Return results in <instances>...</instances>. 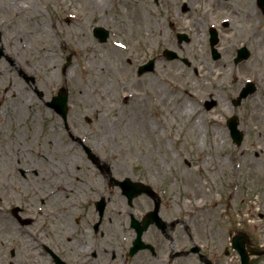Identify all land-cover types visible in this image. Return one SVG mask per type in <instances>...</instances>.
Wrapping results in <instances>:
<instances>
[{
  "label": "rangeland",
  "instance_id": "obj_1",
  "mask_svg": "<svg viewBox=\"0 0 264 264\" xmlns=\"http://www.w3.org/2000/svg\"><path fill=\"white\" fill-rule=\"evenodd\" d=\"M190 1L0 0L2 37L20 52L23 59L19 63L23 64L26 75L37 70L41 76L37 80L40 96L30 91L29 84L22 80L18 84L13 72L7 74L3 69L10 67V71L16 72L19 64L13 67L8 61H0V103H3L0 128L5 132L4 140L15 143L16 150L19 145L24 153V167L36 169L39 175H42L40 170L48 175L51 172L46 161H43L45 167L41 165V154L58 163L72 162L74 178L48 181L50 185L44 189L56 184L61 188L59 193L67 190L68 199L63 204L58 199V207L79 204L80 199H87L88 174L92 176L97 170L90 166L83 144L72 139L62 118L47 106L66 88L70 93V129L81 137L87 135L84 144L92 147L103 162L112 165L114 175L133 180L145 175L151 180L149 184L165 187L175 203L170 207L174 214L171 219L184 218L190 226L189 231L182 224L177 229L179 235L184 234L187 248L195 243L216 264H240L238 253L231 246L238 232L247 233L256 246L264 245V14L257 0H195V5ZM142 11L143 16H138L137 12ZM196 20L203 24L198 30ZM226 20L233 24L224 26ZM212 25L219 30L220 61H214L211 56L209 27ZM97 27L111 32L106 43L95 37ZM186 28L191 42L179 44L178 34L185 33ZM118 45L123 48L118 49ZM242 46L250 49L251 58L236 65L234 58ZM166 49L176 51L180 58L157 60L155 73L138 75L143 63L162 58ZM69 59L71 65L66 68ZM246 79H253L259 90L235 108L233 99L245 86ZM75 85L84 94H78ZM180 86L189 87L192 97L181 91ZM127 95L130 100L125 102ZM22 96L34 100L33 110L40 119L38 128L27 117L10 111L9 105L22 100ZM207 100L217 103L211 111L205 108ZM181 103H188L196 111L186 115L179 109ZM233 116L239 118L240 128L245 132L241 146L233 143L227 127V120ZM199 118L203 121L196 135L192 127L199 124ZM144 121L154 124L155 134L147 136L141 129ZM47 132L53 133L54 146L44 143ZM215 135L223 136L224 145L219 146L220 156L210 157L208 150L214 147ZM68 147L72 149L70 153ZM62 152L65 159L61 158ZM258 158L260 174L253 175L255 166L248 162ZM221 159L228 161L226 166L219 164ZM36 178L33 182L44 186L46 179ZM100 179L94 177L93 181L98 183ZM87 187L90 188L88 183ZM74 189H77L75 194ZM115 191L110 195L116 202L120 196L117 192L114 196ZM75 208H70L75 211L73 219L81 217L83 212ZM111 209L114 210L109 215L113 218L118 215V206ZM73 224L76 229L68 236L73 238L71 241L63 240L66 228L59 222L47 234L16 228L2 232L1 241L8 242L9 262L40 264L32 263L37 254V262L53 264L43 243L63 255L64 260L68 255L72 261L91 249H98L83 244V223ZM10 233L15 234L8 236ZM111 246L116 249L115 244ZM226 249L229 256L225 255ZM99 250L101 264L112 261L104 249ZM191 257L174 264H200L195 255ZM160 262L168 264L144 255L135 264ZM251 263L264 264V257H254Z\"/></svg>",
  "mask_w": 264,
  "mask_h": 264
},
{
  "label": "flooded vegetation",
  "instance_id": "obj_2",
  "mask_svg": "<svg viewBox=\"0 0 264 264\" xmlns=\"http://www.w3.org/2000/svg\"><path fill=\"white\" fill-rule=\"evenodd\" d=\"M0 39V46L2 48L0 61H8L13 65V67H16L17 64H19L20 68L16 70V72L10 71V67L3 69L7 74L8 72H13L12 74L16 75V81L18 84H20V80H22L24 83L29 84L28 89L30 91H33L35 94H39L41 96V92L37 89V80L41 79L39 71L35 69V74L27 76L23 64L19 63L22 58L20 52L11 48L12 46L8 43V40L6 41L3 37H0ZM23 88L28 90L26 87ZM2 105L3 103H0V107ZM4 137L5 132L0 128V208L2 209L0 210V264H13L12 262H9L8 254L6 252V249L9 248L7 244L8 242L6 243L3 240L1 241V233L8 232L9 229L15 230L16 228L18 231L26 229L28 233L37 232L47 234L50 230L56 228V226L58 227V222L56 220V208L58 201L56 191L57 185L55 184L51 186L48 190L44 189L45 186L50 185L48 181H52V183L55 181L53 178L46 179L44 186L41 183L33 182V180H37L36 177L39 175V172L36 169H32V167L25 168L24 153L20 152L19 145H17L16 150L15 143H7L4 140ZM89 163L90 166L92 165L97 171L96 174L93 172L94 176H91L89 173L86 179L87 182L85 183V190H88L89 193L87 192L85 195V198H87L85 199L87 200V207L84 209L85 212L79 219L76 220L73 219V216L68 215L67 217L70 219L69 223L64 222V224L61 223L60 225L65 226V228L66 226H72L71 230H73V222L77 225L82 222L84 228L81 236L83 235L84 237V243L82 240L79 241L85 245L89 244L98 247V249H91L87 252L89 257L84 258L83 254L81 257H78L81 262L78 264H93V261H95V264H101L100 258L97 259L99 255L97 251L100 249L101 244L110 248V252L107 250L106 252L109 255L108 257H111L112 261L107 264H135L133 260L135 258L140 259L144 255H149L152 258H157L159 261L167 262L169 264V254L174 251H177L175 253L185 251V236L184 234L179 235L177 233V229L181 224H178L176 227L169 225L171 217H173L174 214L170 208L168 199L162 197L160 217L168 224L166 229L167 234H163L157 226L151 225L144 232L143 241L146 244L152 245L154 251L143 250L135 257H130L129 254L132 244L137 237V229L133 228L132 222L133 220L138 221L143 226L145 217L154 209V199L148 195H142L136 198L132 204H129L127 198L122 194V190L111 186L109 170H111L114 175L112 165L107 162L100 161H91ZM97 176L101 178L98 180V183L95 182V180L93 181L94 177L99 178ZM120 178L124 179L126 177ZM147 178L149 177L142 175V179L134 180L141 181L146 184L151 183V180ZM151 179L154 180L153 172L151 174ZM87 183L90 188L87 187ZM112 190H116L114 192V196L116 192V195L120 196V199L116 202L115 199L111 197ZM102 198H107L111 205L114 204L118 206V209L116 210L119 216L117 215L113 218L109 217L110 219L107 220L105 212V215L102 218H98L97 220L94 219L96 211L92 208L93 203L91 200H93L94 204H96L97 201ZM124 205L126 206V209L124 208ZM174 220L179 219L174 218ZM10 234L14 235L15 233ZM72 239L69 240L71 241ZM83 244H81V247L84 246ZM111 244H115L116 249L111 246ZM42 246L44 249L46 247V250L49 251L46 244L43 243ZM74 246H76V244ZM68 247L72 248V246L70 247L69 245ZM173 259H177V261L181 263L186 261V257L184 256ZM64 261L66 264H74V261H72L68 255H66V260ZM158 264L163 263L160 262Z\"/></svg>",
  "mask_w": 264,
  "mask_h": 264
},
{
  "label": "bare ground",
  "instance_id": "obj_3",
  "mask_svg": "<svg viewBox=\"0 0 264 264\" xmlns=\"http://www.w3.org/2000/svg\"><path fill=\"white\" fill-rule=\"evenodd\" d=\"M190 1V0H189ZM250 0H245V2H249ZM192 4L195 5V0H191L190 1ZM252 2V1H251ZM138 16H143V11L142 12H137ZM251 18V17H250ZM194 23V22H192ZM199 23V24H198ZM233 24V22H231ZM199 25L202 26V22L201 21H198L197 20L195 21V26H196V30H198L199 28ZM191 26V25H190ZM193 27V26H192ZM195 31V29H193ZM185 31H189V29H185ZM197 32V31H196ZM199 34V32L197 33ZM199 39V37H197ZM68 80V79H67ZM71 81V80H70ZM206 83L208 82L207 80L205 81ZM75 88L78 92V94H84L76 85H75ZM183 92H185L189 97H192V94L190 93V89L189 87H185V88H180ZM97 92V91H96ZM215 95L217 96V93L214 92ZM194 95V94H193ZM25 96V95H24ZM22 96V100H15V102H13V104H10L9 105V108H10V111L12 112L13 115H20V116H23V117H27L26 119L28 120V122H30L31 124H33L36 128H38L37 126L39 125L38 124V120L39 119V114L36 113L34 110H33V107H34V100H31L27 97H24ZM28 96V95H26ZM84 96V95H83ZM11 106V107H10ZM185 106V109H183ZM179 109H181L182 112L186 113V115L188 113H194L196 111V109H193L191 106L187 104H184V103H181L179 105ZM23 110L27 111V113L23 112ZM30 116V117H29ZM42 117V116H41ZM49 117V114L47 115L46 114V117L45 118H48ZM203 121V118H199V124L198 123H195L192 127V132L196 135H198L200 133V125H201V122ZM157 127V126H156ZM141 129L147 134V136H151L153 134H155L156 132V128L154 127V124L149 122V121H144L142 124H141ZM141 130V131H142ZM263 133V132H262ZM52 135L53 133L51 132H47L43 138V141L46 145H49V146H54V144L56 143L55 140L52 139ZM264 135V133H263ZM215 141L212 142V144L214 145V147L212 149H209L208 152L209 154L211 155L210 157L214 156V157H218L220 156L221 154V149L219 148L220 145H224V141H223V136L222 135H215ZM205 139H206V135H202L201 136V141H202V144H204L205 142ZM206 143H207V140H206ZM47 147V146H46ZM70 151H72V149H69V147L67 148V153H70ZM63 155H61V158L62 159H65L66 156L64 154V152H62ZM78 155L75 154L73 155V157L76 158V156ZM41 158L42 160H40V163L41 165L44 166L43 161H46V163L48 164V167L50 168L51 172H49V175L46 171L42 170L41 174L42 175H38L39 177H44L45 179H51L53 178L55 181L56 180H64L63 178L64 177H73L74 175H76V173L73 171V168H72V165L70 162H64V163H58L56 162L55 160H53V158L51 159L49 156H46L44 154H41ZM37 159L39 160V158L37 157ZM44 159V160H43ZM222 161L219 163L222 167L226 166L227 165V160L226 159H221ZM260 160L259 158L256 160V159H250V161L248 162V164L250 165H253L254 164V170H253V175L255 174H260V171H259V164ZM39 163V162H38ZM70 164V165H69ZM244 164H247V160H245V163ZM52 169H54L55 171L52 172ZM56 173V174H55ZM50 177V178H49ZM68 188V187H67ZM69 190V188H68ZM60 192V191H59ZM67 192V190H66ZM65 193H59L58 194V199L61 201V202H64L65 200ZM62 210L58 211L57 214H56V220L59 222V223H63L64 222H68L70 221V219L67 217L68 215L66 214H63L61 212ZM75 212V211H74ZM68 223H65V224H68ZM72 227V226H71ZM71 227L69 226H66V234L65 236L63 237V240L64 239H70L68 236L69 234L72 233V230H71ZM118 227V225H117ZM119 228V227H118ZM74 229H76V227H74ZM8 236H13L11 234H9ZM20 242L23 243V240H20ZM75 245V243H74ZM71 247V246H70ZM101 249H104V251L106 252L109 251L110 252V248L109 247H105L104 244H101L100 245ZM26 248V246H25ZM27 249V248H26ZM104 252V253H105ZM32 254H35V253H31L30 255ZM101 257V255H98L97 259H99ZM38 258V255H34V260L32 263H40V264H43L41 262H43L42 260H40L39 262L36 261V259ZM50 260L52 261V259L50 258ZM53 263V262H52ZM44 264H47V263H44ZM93 264H95V261H93ZM97 264V263H96Z\"/></svg>",
  "mask_w": 264,
  "mask_h": 264
},
{
  "label": "water",
  "instance_id": "obj_4",
  "mask_svg": "<svg viewBox=\"0 0 264 264\" xmlns=\"http://www.w3.org/2000/svg\"><path fill=\"white\" fill-rule=\"evenodd\" d=\"M259 5L264 11V0H259ZM95 35L100 38L102 42H105L107 40V37H109V32L106 31L103 28H97L95 29ZM212 47H213V52L214 55L218 58L219 56L217 55L214 46L217 44V33L212 30ZM247 57L249 56L248 53L246 55ZM243 57V58H247ZM241 59L239 58L237 61H240ZM147 67V66H145ZM143 69L141 73H143ZM254 92V88L249 85L247 89L243 91L241 94L240 98L238 101L235 102V105H239L241 101L246 98L249 94ZM51 107H53L59 114H61L64 118L67 116V97L65 95V91H61L60 95L58 98H56L51 104ZM211 107V105H208ZM237 119L231 120L230 121V128L232 131V136L234 138V141L237 142L238 144H241L243 140V134L238 131L237 129ZM233 247L239 252L242 260V264H250V257L251 256H263L264 255V249H258L256 247H253L250 243L249 237L246 235H239L234 238L233 240ZM199 250V249H197Z\"/></svg>",
  "mask_w": 264,
  "mask_h": 264
}]
</instances>
